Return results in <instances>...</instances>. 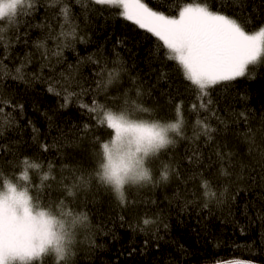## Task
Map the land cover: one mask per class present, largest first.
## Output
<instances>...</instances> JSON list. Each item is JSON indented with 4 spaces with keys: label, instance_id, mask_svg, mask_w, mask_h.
Listing matches in <instances>:
<instances>
[{
    "label": "trees",
    "instance_id": "obj_1",
    "mask_svg": "<svg viewBox=\"0 0 264 264\" xmlns=\"http://www.w3.org/2000/svg\"><path fill=\"white\" fill-rule=\"evenodd\" d=\"M69 2L79 28L77 38L63 47L59 56L52 55L59 43L56 40H47V59L42 55L44 50L35 46L50 30L53 35L60 31L61 21L53 18L47 0H38L35 12L21 20L19 39L8 49L9 58L4 63L10 68L31 54L26 71L36 79L28 83L7 79L0 83V92L13 103L23 105L22 113L16 112V127L0 136L3 178L23 184L16 180L21 173V159L38 158L43 167L31 170L27 183L34 203L47 205L49 200L64 198L60 180L65 178L66 183L71 180L72 169H95L92 137L108 139L111 130L93 127L91 131H81L82 125L94 123L89 112L75 101L61 107L63 98L48 91V80L62 79L60 73L72 74L84 89L92 90L85 93L80 103L88 104L95 96L100 102L118 108L127 92L130 101L150 110L146 113L136 109L139 119L171 121L175 105L182 102L184 133L188 139L181 140L175 148L162 150L159 159L151 164L154 176H158L160 161L173 163L180 178L173 177L158 187L126 186L125 205L118 202L110 188L98 186L94 180L92 190L72 203L74 210H83L90 218V226L79 230L74 264H264V168L255 149L249 156L244 139V133L251 127L256 145L264 148V63L255 70L250 68L245 77L210 90L213 110L228 122V127L222 135L214 133L210 143L205 142L203 135L196 140L193 136L198 131L197 113L201 120L208 118L214 128L224 126L199 108L194 86L185 80L177 62L165 58V50L158 47L162 42L120 16L117 7L91 5L93 10L86 12L75 0ZM142 2L166 14L173 4V0ZM189 2L196 0H181V4ZM208 3L218 8L221 0H208ZM171 11L176 14L175 7ZM227 11L248 16L252 28L264 24V0H243L242 6L232 4ZM0 35L7 42L14 33L6 30ZM4 55L5 49L0 44V57ZM104 65L109 69L122 66L123 70L119 82L107 92L97 93L96 81L102 79L97 73L103 71ZM137 88L142 93L140 97ZM193 104H197L196 111L190 107ZM239 113H245L247 123ZM60 130L72 133L70 140L79 139L72 145L53 147ZM45 144L50 146L48 151L41 147ZM217 147L222 152H232L236 161L250 166L243 172L235 170L230 177L222 176L221 163L215 155ZM196 148L201 153L198 165L186 159V154ZM49 163L53 165L51 176L55 179L42 181ZM224 167L230 173L234 171L226 162ZM194 172L203 176L190 179ZM202 179L211 180L217 193L226 188L228 203L217 205L210 201L204 207ZM146 217L154 222L144 225L142 221ZM35 264H52V260L45 257Z\"/></svg>",
    "mask_w": 264,
    "mask_h": 264
},
{
    "label": "snow or ice",
    "instance_id": "obj_2",
    "mask_svg": "<svg viewBox=\"0 0 264 264\" xmlns=\"http://www.w3.org/2000/svg\"><path fill=\"white\" fill-rule=\"evenodd\" d=\"M75 2L86 12L93 10L91 5L117 7L120 9V16L135 23L140 29H146L162 42L158 47L165 50V58L177 62L185 80L194 86L199 108L209 112V118L215 117L224 126L222 129L214 128L208 123V118L201 120L197 113L195 125L198 131L194 132L193 139L198 140L203 135L205 142L210 143L214 139V133L222 135L227 130L228 122L213 110L210 90L217 85L245 77L250 68L255 70L259 64L264 63V24L252 28L248 16L227 11L232 4L242 6L243 0H221L218 8L210 6L208 0L183 4L181 0H173L171 7L176 8V14H172L171 7L167 14L162 9L154 10L142 0ZM37 3L38 0H0V33L6 30L14 33L7 42L0 35V44L5 49V55L0 57V83L7 79L25 83L36 79L34 74L26 71L31 63V54H27L14 68H10L4 60L9 58L7 53L12 43L19 39L21 20L35 12ZM46 6L53 10V18L61 22L58 33L53 35L50 30L45 38L35 44L37 49L44 50L42 55L45 59L48 58L49 51L47 40L59 42L56 50L52 52V55L59 56L62 48L69 46L77 38L79 28L69 0H47ZM122 70V66L109 69L104 65L103 71L97 73L102 79L96 81V92H107L110 86L119 82ZM60 76V80H48V91L63 98L61 107H67L75 101L89 112L94 123L82 125L81 131L106 127L111 130L112 135L105 140L95 135L92 137L95 145V169H72L71 180L67 183L65 178L60 180L64 198L55 202L49 200L47 205L34 203L27 183L30 181V171L43 167L38 158L21 159V173L16 180L24 182L23 184L3 178L0 171V264H35L37 261L42 262L45 257L51 258L52 264H74L79 230L90 226V218L87 212L74 210L72 203L77 197L86 196L92 190L94 180L98 186L110 188L118 202L125 205L128 202L126 186L158 187L167 184L173 177L180 178L178 167L173 163L160 161L158 176H154L151 164L159 159L162 150L175 148L181 140L188 139L184 133L186 121L183 117L182 102L175 105L174 119L171 121L139 119L135 115L136 109L146 113L150 110L130 101L127 92L118 108L100 102L95 96L90 103L84 104L80 103L82 97L92 90L84 89L72 74L60 73ZM136 94L137 97L142 95L139 88ZM190 107L196 111L197 104ZM17 111L22 113L23 105L13 103L11 98L0 92V136L16 127ZM239 116L247 123L245 113H239ZM33 131L37 130L33 128ZM70 135L73 134L60 130V136L58 139L54 138L52 146L75 144L79 138L70 140ZM244 139L249 146V156H252L255 149L260 166L264 168V148L256 145L251 127L244 133ZM41 147L48 151L50 146L45 144ZM215 155L221 163L220 174L225 177L235 174L237 169L243 172L250 166L243 161H236L232 152H222L219 147ZM186 159L190 164L198 165L201 162L199 148L194 149L191 154H186ZM225 162L233 172L230 173L228 168L224 167ZM47 168L42 181L55 179L51 176L53 165L49 163ZM196 176H203V173L194 172L190 179H195ZM200 186L204 207H208L210 201L217 205L228 203L226 188L217 193L212 189V181L209 179H202ZM82 202L86 203V200ZM153 222L147 217L142 221L144 225Z\"/></svg>",
    "mask_w": 264,
    "mask_h": 264
},
{
    "label": "water",
    "instance_id": "obj_3",
    "mask_svg": "<svg viewBox=\"0 0 264 264\" xmlns=\"http://www.w3.org/2000/svg\"><path fill=\"white\" fill-rule=\"evenodd\" d=\"M227 264H249V263H245V262H231V263H227Z\"/></svg>",
    "mask_w": 264,
    "mask_h": 264
},
{
    "label": "bare ground",
    "instance_id": "obj_4",
    "mask_svg": "<svg viewBox=\"0 0 264 264\" xmlns=\"http://www.w3.org/2000/svg\"><path fill=\"white\" fill-rule=\"evenodd\" d=\"M246 263H249V264H255V263H251V262H246ZM223 264H227V263H223Z\"/></svg>",
    "mask_w": 264,
    "mask_h": 264
}]
</instances>
